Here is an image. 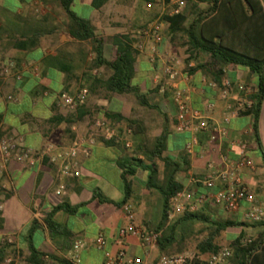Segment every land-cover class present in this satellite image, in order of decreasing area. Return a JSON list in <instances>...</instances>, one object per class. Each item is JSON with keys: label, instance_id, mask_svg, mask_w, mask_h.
<instances>
[{"label": "crops", "instance_id": "crops-1", "mask_svg": "<svg viewBox=\"0 0 264 264\" xmlns=\"http://www.w3.org/2000/svg\"><path fill=\"white\" fill-rule=\"evenodd\" d=\"M148 2L150 1L107 0L95 9L93 0H71L69 8L76 15L89 20L95 33L103 39L104 57L110 59L114 54L111 41L113 35L128 33L136 39L138 30L145 25L139 24V17L146 15L151 17L149 21L153 19L155 15L153 8L155 7L148 8ZM67 22L62 0H0V63L13 61L22 73L20 80L10 76L0 81V133L14 137L23 146L34 150L46 144L66 146L76 136H85L91 126L88 115L94 108L89 104L94 96L101 97L100 103L105 101L104 107L99 110L101 115L111 111L107 106V100L104 99V94L98 92L100 87L91 84L92 81L88 83L89 94L86 102L76 111H68L57 107L54 103V95L58 91L66 89L69 93H74L83 86L74 88L67 74L58 68L59 63L54 64L53 59L58 56L59 52L66 57L75 58L87 55L86 63L92 57L89 45L78 44L67 33ZM129 23L141 26L130 30L126 26ZM159 51V62L154 65L147 61L143 53L137 57L135 77L138 78L136 84L140 89L142 90L145 85L147 91L144 93H147L150 88H153L155 86L152 82L153 69L161 66L167 57L174 55L181 61L179 68L189 74V82L195 87L189 98L190 104L201 109L208 102H213L215 106L209 113V118L219 120L223 113L224 102L217 91L201 83V77L205 76L204 74L200 71L190 73L185 70L183 56H181L183 51L170 42L165 24ZM66 62L71 65L69 60ZM146 64L147 69L145 70ZM74 65L77 68L80 66L77 62ZM194 65L193 61L188 64L189 67ZM84 66L80 69L75 68L78 80H82ZM34 67H38V75H34ZM145 71L150 74L149 77ZM94 75L92 77H95ZM225 75L234 81L253 84L255 81L254 77L248 76L247 70L243 67L228 68ZM46 91L48 95L44 94ZM105 92L109 96L110 94L117 95L106 90ZM153 93L157 97L156 110L162 117L156 122V133L152 136L159 135L163 128H166L168 131L166 155L176 162H182L181 158L185 157L188 162L187 171L178 173L176 179L183 187H193L189 183L188 173L191 172L198 177L203 176L205 171L203 151L209 154L210 146H205V136L201 134L197 155L188 156L184 151V143L188 134L177 133L174 129V108L169 92L162 93L158 90ZM7 94L14 95L17 101L15 103L4 101L3 97ZM68 119L73 122L67 123ZM249 125L248 116L232 119L231 136L237 135L242 128ZM258 136L264 152V101L259 112ZM227 143L226 140L222 144L223 152L226 151ZM250 146L253 163L254 160L261 162L256 143L252 141ZM253 150L257 155L253 153ZM125 153L121 147L108 145L98 138L87 155H79L80 176L77 178H58L55 167L45 161L22 164L11 158L4 164L0 162V203L3 205L0 213V249L3 251L0 252V264H7L6 259L9 257L13 258V264H26L29 246L43 254L40 257L43 264H63L58 259L66 258L75 240L85 243L80 252V264H102L103 252L93 246L94 237L98 232H103L110 240L109 248L115 249L111 242L112 238L125 220L120 207H117V211L105 207L103 204L108 203L92 200V192L98 188L103 195L115 201L105 191L117 189L121 193L120 200L123 198L121 171L116 161L121 159ZM155 164L159 170L162 169L159 161H155ZM242 175L257 202L264 208V194L261 195L258 188L262 186L264 189V177L258 173L256 165L254 170L244 169ZM134 176V182L139 187L136 184L133 185V195L128 201L133 204L137 202L136 197L139 198L138 204H134L138 209L135 223L145 229L142 217L143 208L148 201L147 196L155 191L150 190L149 192L143 185L147 179L146 171L137 169ZM59 182L65 186L66 192L63 195L55 193ZM61 204L75 207L76 212L73 214L62 210L55 212L53 219L61 225L63 234L50 237L44 219L54 207ZM246 207L247 205L243 203L238 211L230 213L220 205L207 203L203 206V213L212 219L222 218L225 215L229 220L245 222L249 225L251 222L245 219ZM32 224L36 225V228L29 233ZM231 229L229 239L232 242L243 232L245 235L247 233H252L254 236L259 235L264 232V225L236 226ZM6 239H11L12 243H6ZM124 242L129 253L143 254L135 237H128ZM15 254L18 255V259Z\"/></svg>", "mask_w": 264, "mask_h": 264}, {"label": "trees", "instance_id": "trees-1", "mask_svg": "<svg viewBox=\"0 0 264 264\" xmlns=\"http://www.w3.org/2000/svg\"><path fill=\"white\" fill-rule=\"evenodd\" d=\"M105 2L107 0H93V8H99ZM70 3L71 0H62V8L68 21L66 31L78 44L89 45L92 57L86 63L87 55L75 58L66 57L59 52L58 56L53 59L54 64L59 63L58 68L67 74L70 82L78 79L75 68L80 69L85 65L86 71L83 74L89 77L91 70H102L103 75L90 77L91 84L117 95H132L139 105L156 110L157 104L148 101L147 93L157 92L159 85H155L144 93L139 85L133 83L136 74L135 62L139 56V52L134 48L136 39L128 33L113 35L111 41L114 54L110 59H106L103 55V39L95 33L88 19L70 10ZM162 20L170 42L183 49L185 55L183 62L188 72L200 71L209 81H214L219 86L228 68L243 67L247 70L249 77H254L256 90L250 96L252 103L250 108L241 111V116L250 118L251 135L247 137V140L249 143L252 141L256 143L264 168V152L258 136L259 112L264 101V0H186L181 13L173 16L164 15ZM68 60L71 65L66 62ZM191 61L195 65L188 67ZM75 62L80 65L79 68L74 65ZM64 91L68 92L66 89ZM103 116L104 120L115 127L119 134L118 138L110 141L102 140L103 142L121 147L124 151L128 150L121 140L125 129L129 128L132 132L133 145L130 153H125L121 159L116 161L121 171L123 198L120 201H113L95 188L92 192V200L121 207L122 204L129 202V198L133 195L136 170L146 171L147 179L143 184L144 187L149 192L150 190L156 191L161 199L160 217L156 227L152 230L158 233L157 253H182L187 230L195 222L207 224L206 237L196 244V249L201 254L213 253L220 249L221 246L218 245L216 239L228 228L264 225L263 220L249 225L229 219L219 221L204 214L203 208L193 213L185 212L175 217L172 222H167L170 200L173 195L184 188L177 181L176 175L187 171V159L182 157V162H176L166 155L168 131L165 127L159 135L150 139L145 135L144 124L138 120L113 111L104 112ZM72 122L70 119L67 120L69 124ZM120 123L125 127L118 128L116 124ZM3 136L0 133V137ZM155 161L161 163V170ZM136 186L139 187L138 184ZM136 199L135 205L138 204L139 198L136 197ZM59 210L70 214L76 212L75 207L66 204L54 207L44 219L50 237L63 234L61 225L53 219L54 213ZM35 228L36 225L32 224L29 233ZM243 237H245L244 232L240 233L229 245L232 251V264H264V232L250 237L251 242L246 244L241 243ZM28 250L29 256L26 264H43L40 258L43 256L41 252L31 246ZM0 252H3L2 249ZM58 260L63 264H72L65 258Z\"/></svg>", "mask_w": 264, "mask_h": 264}, {"label": "built area", "instance_id": "built-area-1", "mask_svg": "<svg viewBox=\"0 0 264 264\" xmlns=\"http://www.w3.org/2000/svg\"><path fill=\"white\" fill-rule=\"evenodd\" d=\"M185 4L186 0H154L147 3L148 8L159 5L161 10L156 17L138 30L134 48L139 54H145L151 65L158 63L160 59L159 47L163 41L164 28L162 17L181 13ZM180 64L181 61L176 56L167 57L161 66L153 69V85H159L160 92L168 91L170 94L174 108V129L177 133L188 134L184 143L185 153L190 157L197 155L201 134L205 136V146H210L211 151L209 154L203 151L205 165L203 176L198 177L189 172V183L193 187H184L172 196L167 222L185 212H197L207 203L220 205L230 213L238 211L245 203L247 205L245 219L251 223L262 221L264 208L257 202L242 175L244 169H255L251 158V146L247 140L251 135L250 125L242 128L237 135L231 136V121L241 116V111L250 108L252 103L250 96L256 90L255 85L234 81L224 75L219 86L202 76L201 83L217 91L224 102L221 117L219 120H212L209 118V113L214 109L213 102H208L201 109L190 104L189 98L195 87L189 82V74L179 68ZM33 72L34 75H38V67H34ZM96 72V70L92 71L93 74ZM10 76L20 80L21 70L17 69L13 61L0 63V81ZM44 94L48 95V92ZM88 94L89 90L86 86L78 88L74 93L61 90L54 95V103L57 107L76 111L86 102ZM3 100L9 103L17 101L12 94L4 95ZM131 134V129L126 128L125 137L123 136L121 140L126 148L132 146ZM118 137L117 129L103 118L94 119L85 136H76L66 146L46 144L34 150L23 146L14 137L3 136L0 137V162L4 164L11 158L22 164L45 161L55 167L58 178H77L80 176L79 155H87L98 138L110 141ZM226 140L227 148L223 152L222 144ZM65 192L64 184L59 182L55 193L63 195ZM2 209L3 205L0 203V213ZM120 209L125 222L118 227L112 238L111 242L115 249L109 248L110 240L103 232H98L93 240V246L103 252L102 264H232V251L229 246H222L216 252L207 254L187 252L159 254L156 251L158 233L145 231L135 223L132 203L126 202ZM128 237H135L138 240L143 250L142 255L128 252L124 242ZM5 242L12 243L11 239H6ZM250 242L249 236L241 239L242 244ZM84 245L81 240L73 241L65 259L72 264H80V252ZM15 256L18 259V255ZM13 261L10 257L6 259L7 264H13Z\"/></svg>", "mask_w": 264, "mask_h": 264}, {"label": "rangeland", "instance_id": "rangeland-1", "mask_svg": "<svg viewBox=\"0 0 264 264\" xmlns=\"http://www.w3.org/2000/svg\"><path fill=\"white\" fill-rule=\"evenodd\" d=\"M152 7H155L153 9L155 10L154 17H156V15L159 13L161 8L159 5H154ZM150 18L151 17H149V16L141 15L139 17L138 22H139V24H146L147 22H149ZM139 24L138 25H133V24L131 25V23H129L126 26L130 30L134 29L136 27L138 29V27L141 26ZM182 51H183V49H182ZM181 56H183V58H184L185 57L184 53ZM141 61H142V58H141ZM144 68H145V70L147 69V64L145 65ZM85 71L83 73H85ZM92 71L93 70L90 71V75H91L90 77H92V75H93ZM145 73L149 77L150 74L147 71H145ZM101 74L103 75V71L98 70L94 76L101 75ZM90 77L83 74L82 80L77 79L75 81H72L71 83L73 84L74 88L76 86H86L88 88V83L91 81ZM137 82H138V78L135 77L133 79V83H137ZM150 89H152V88H150ZM142 91L143 92L147 91L145 88V85L143 86ZM98 92H100L101 94H104V96H105L104 99L107 100V102H108L107 106H109L111 111L119 112V113L124 114L125 116H127L131 119H135V120L142 122L145 126L147 138L151 139L153 137L152 135H154L156 133V129H155V125L157 124L156 122L159 121L160 117H162L159 112H157L156 110L148 109L146 107L139 105L138 102L136 101V99L132 95H116V96H113L110 94V96H109V94L106 93L102 87H100ZM100 98L97 95L94 96L93 99L91 100V103L89 104L94 108L90 111V113L88 115L89 123H92V121L94 119H97V118H103L104 119L103 114L101 115L99 110L104 107L103 105H104L105 101H102L100 103ZM147 99H148V101H150V103H154V104L156 103L157 104V97L155 96L154 93H149V94L147 93ZM116 126L118 128L119 127H121V128L125 127V125L122 123L116 124ZM123 136L125 137L124 134H123ZM130 139L132 141V137H130ZM132 145H133V141H132ZM131 149H132V147L128 148V150H125V152L130 153ZM253 153L255 155H257L255 150H253ZM254 164L257 167L258 173L262 174V176L264 177V168L262 167L260 160H254ZM258 188H259V193L261 195H263L264 189L262 188V186H260ZM105 192L108 194V196L113 198L115 201H118L121 198L120 197L121 193L117 189H110L109 191L106 190ZM153 194L155 197L153 196ZM147 197H148L147 198L148 201L145 204L146 205L145 208H143L144 214L142 215V217L144 219L145 226H146V227L144 226L145 227L144 230L145 231H152L156 227L158 220H159V217H160L161 199H160V196L158 195V193L156 191L154 193L151 192ZM103 205L105 207H110L114 211H117V207L114 206L113 204H103ZM132 205L135 206L134 203ZM101 209H103V208H101ZM134 210H135V217H136L137 211H138V209H136V206L134 207ZM223 217L222 218L218 217V218H213V219H216L219 221L228 219V218H226L225 215ZM170 222H172V221H170ZM206 225L207 224H203L201 222H195L190 226V228H188L187 233L185 235V240L183 243L184 248H183L182 252L198 253V251L196 249V244L201 239H204L206 237V235L208 233ZM231 231H232V229L228 228L226 231H224L220 234V236L216 239V242L218 243L219 246H221V247L222 246H229L231 244V241L229 239V237L232 233ZM245 236L254 237V235L252 233H250V234L247 233ZM204 254H207V253H204Z\"/></svg>", "mask_w": 264, "mask_h": 264}]
</instances>
